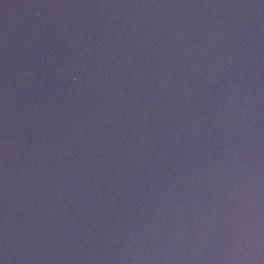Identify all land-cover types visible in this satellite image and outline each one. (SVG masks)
<instances>
[{
	"label": "water",
	"instance_id": "1",
	"mask_svg": "<svg viewBox=\"0 0 264 264\" xmlns=\"http://www.w3.org/2000/svg\"><path fill=\"white\" fill-rule=\"evenodd\" d=\"M0 264H264V0H0Z\"/></svg>",
	"mask_w": 264,
	"mask_h": 264
}]
</instances>
